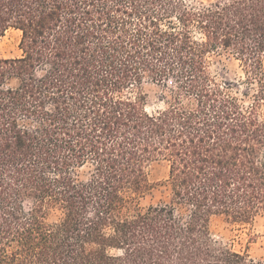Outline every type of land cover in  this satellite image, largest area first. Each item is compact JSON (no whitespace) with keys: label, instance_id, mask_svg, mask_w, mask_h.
<instances>
[{"label":"trees","instance_id":"trees-1","mask_svg":"<svg viewBox=\"0 0 264 264\" xmlns=\"http://www.w3.org/2000/svg\"><path fill=\"white\" fill-rule=\"evenodd\" d=\"M9 29L0 264H264L211 229L264 215V0H0ZM158 160L169 198L143 207Z\"/></svg>","mask_w":264,"mask_h":264},{"label":"rangeland","instance_id":"rangeland-1","mask_svg":"<svg viewBox=\"0 0 264 264\" xmlns=\"http://www.w3.org/2000/svg\"><path fill=\"white\" fill-rule=\"evenodd\" d=\"M193 2L204 1L205 3L211 0H192ZM213 1V0H212ZM22 32L17 29H9L0 37V56L5 58H13L21 55L20 41ZM214 61L219 62L227 71L229 77L240 79L244 73L239 61L232 59L226 54L215 56ZM150 91L148 109L150 111L162 109L166 106L167 100H162V89L155 84H146ZM170 97L169 91H165ZM169 165L164 160L153 162L148 174L150 181L154 183V187L145 193L139 199V204L143 207L151 204H158L167 201L169 191L165 184L168 177ZM213 237L221 244L226 245L239 252H248L256 258L264 256V215L259 216L252 223H238L225 216H216L211 224Z\"/></svg>","mask_w":264,"mask_h":264}]
</instances>
